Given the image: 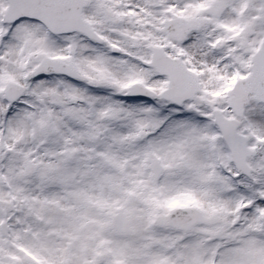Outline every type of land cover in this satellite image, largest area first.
Returning <instances> with one entry per match:
<instances>
[{
    "label": "snow or ice",
    "instance_id": "6c2138e0",
    "mask_svg": "<svg viewBox=\"0 0 264 264\" xmlns=\"http://www.w3.org/2000/svg\"><path fill=\"white\" fill-rule=\"evenodd\" d=\"M0 264H264V0H0Z\"/></svg>",
    "mask_w": 264,
    "mask_h": 264
}]
</instances>
